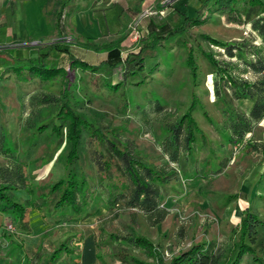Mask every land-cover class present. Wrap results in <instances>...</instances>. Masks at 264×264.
I'll return each instance as SVG.
<instances>
[{"label": "trees", "instance_id": "trees-1", "mask_svg": "<svg viewBox=\"0 0 264 264\" xmlns=\"http://www.w3.org/2000/svg\"><path fill=\"white\" fill-rule=\"evenodd\" d=\"M78 2H55L50 12L51 31L55 39L34 44L37 56L24 55L21 46L0 48V57L4 62L2 77L35 78L39 82L31 99L34 98L35 104L42 105V109L47 108L50 115L36 129L42 132L52 123L48 131L55 141V148H65L63 174L46 186L37 185L34 188L29 184L28 174L23 170L25 162L14 159L10 164L0 165V212L11 216L13 226L27 230L26 217L30 208L48 213L55 223H61L63 220L78 219L89 206L101 202L127 228L125 232L100 228V243L107 247L105 254L112 264H215L219 256L213 248L220 240L218 236L213 241L206 238L191 240L189 245L178 248L165 258L162 247L164 236L154 241L137 231L134 224L138 214L145 216L149 225L163 221L168 211L163 204L165 198L182 193L178 189V181L185 177L207 178L220 173L232 157L230 151L229 156L224 155L217 162L216 157L210 154L213 152L210 146L205 149L208 152L205 156L195 149L198 142L208 148L212 141L204 137L194 116L201 93L208 91L200 86L202 75L208 73L212 80V101L225 122L217 124L218 131L225 138L224 144L235 145L250 137L248 135L264 117L263 0H199L191 15L186 13L187 6L184 4L173 8H168V4H159L157 12L162 11L158 18L153 14H144L135 22L138 37L131 49L123 43L131 29L115 27L110 21L114 19L113 9L118 8L116 0L107 6H88L91 8L90 17L97 19L98 25L104 23L106 29L94 37L73 35L67 40L63 30L71 14L87 7ZM222 17L225 22L233 24L248 22L250 31L260 38L261 43L256 42L250 33L228 38L199 29L201 24ZM167 41L176 42L178 53L184 57L191 78L189 100L177 120L166 125L165 133L159 140V162L148 161L150 153L135 143L132 145L125 137L130 131L128 121L125 122L127 119L103 124L101 116H91L93 110L86 107L87 101L80 90L86 88L95 92L93 85L97 87L104 83L116 91L122 84L137 83L138 75L145 73L146 58L156 56L157 50L163 48ZM156 64L152 61L151 67L154 69ZM202 67L206 68V72ZM79 80L84 82L80 84L81 88ZM53 85L57 86L56 91L52 90ZM243 101L248 102L247 111L241 107L244 106ZM165 105L157 100L149 110L159 111ZM203 105L202 112L216 124V117ZM115 107L123 114H137L128 111L126 102H123L122 109L117 104ZM245 145L248 154H252V150H256V154L263 153L261 144L251 137ZM2 149L11 157L15 155L3 144ZM222 152L225 154L226 148ZM161 158H164L162 162ZM215 162L216 165L212 164ZM260 174H264V168ZM255 185L257 188V181ZM20 188L26 191L27 196L16 194ZM222 189L205 185L201 192L205 199L225 206L237 194L220 197ZM254 192L252 199L260 200L258 190ZM255 209L252 204L244 207L239 221L233 224L237 235L223 264H264V243L260 244L264 238L254 242L258 227L264 226V216ZM176 230L175 235L185 236V226L180 224ZM231 231L221 230L224 235H230ZM57 238L52 250L38 253L35 261L29 264H59L66 250L76 251L71 244L74 234ZM85 259L88 261V257Z\"/></svg>", "mask_w": 264, "mask_h": 264}, {"label": "rangeland", "instance_id": "rangeland-1", "mask_svg": "<svg viewBox=\"0 0 264 264\" xmlns=\"http://www.w3.org/2000/svg\"><path fill=\"white\" fill-rule=\"evenodd\" d=\"M56 1L15 0L16 5L12 8L10 3H13L14 0H0V48L21 46L24 55L32 58L37 56L34 44L55 39L51 31L50 12ZM112 1L80 0L78 4H84L87 7L71 14L70 21L63 30V33L67 34L66 39H70L73 35L81 38L94 37L101 30L106 29L104 23L98 25L97 19L90 17L91 8L88 6L92 7L93 5L95 8L107 6ZM116 2L118 8L113 9L115 15L114 19H110V21L115 24V27L131 29L129 36L123 42L128 49L133 47L134 40L138 37L134 27L135 22L144 14H153L158 18L162 11L161 9L157 12L159 4H168V8L184 4L183 6H187L186 13L191 15L193 8L200 3L199 0H116ZM199 29L228 38L250 33L256 42L261 43L260 38L250 31L248 22L241 25L233 24L225 22L222 17L217 21H207L201 24ZM12 53L14 54V52ZM180 55L177 43L167 41L163 48L157 50L156 56L146 58L145 73L138 75L137 83L122 84L116 91L103 82V85L99 84L97 87L93 85V89L96 88L95 92L92 89L90 92L86 88L80 90L81 96L87 101L86 107L93 110L91 116L94 118L101 116L100 120L103 124L118 123L121 119H127L125 122L128 121L130 131L125 137L132 145L135 143L136 146L145 148L150 153L148 161L159 162L157 158L158 155L160 156L161 150L159 140L165 133L166 125L177 120L189 100L191 78L184 57ZM152 61L157 62L154 69L151 67ZM202 68L206 72V68ZM3 71L4 62L0 57V165L10 164L14 159L25 162L23 170L28 174L29 184L34 188L37 185L46 186L49 182L62 176L65 148L63 146L59 150L55 148V141L48 131V127L52 123H49V126L42 132L36 129V126L49 118L50 115L47 108L42 109V105L35 104L34 98L31 99L32 92H35V87L39 84L37 79L22 80L16 76L4 78L1 75ZM78 83L80 88V84H84L82 80H79ZM200 86L208 91L201 93L202 97L194 110V116L203 130L204 137L208 141H212L208 144V148L201 146L202 143L198 142L195 149L203 156L208 153L205 149H209L210 146L214 152L213 154L210 150V154L212 153L211 156L216 157L217 162L224 155L229 156V151H232V157L225 170L220 173H214L207 178L185 177L181 182L178 181V189L180 192L184 191L185 197L183 201H174L168 205L167 202L163 203L167 208H170L169 216L163 221L156 225H149L145 216L138 214L134 226L138 228L137 231L146 234L154 241H158L164 236L162 247L165 258H169L178 248L186 247L191 240L206 238L213 241L214 237L221 234L220 228L228 226V229L232 230L230 235H221L220 240L215 242L213 248L219 256L215 264H223L229 253L232 240L237 235V228L233 224L238 222L241 216V209L236 208L234 204L243 205L242 199L247 197L246 194L250 193V189L253 187V192L258 190L257 194L261 195L262 202L260 204L264 207V174H260L264 168L262 165L264 161H261L264 156V117L258 121L252 133L248 135L261 144L263 153L260 151L255 157L253 155L256 154V150L251 151L253 155L245 151L246 140L250 137H246L244 141L236 143L232 147L229 144H224L225 138L218 131L217 124L223 125L225 122L212 101L214 96L210 74L202 75ZM52 87V90L56 91L57 86L53 85ZM157 100L167 105L162 110L152 109L150 111L152 103ZM123 102H126L129 112L137 114L130 116L118 112L115 105L117 104L122 109ZM242 103L244 106L241 107L247 111L248 102L243 101ZM203 104L218 120L216 124L210 122L202 112L205 107ZM41 112L42 114H40ZM2 144L5 148L15 152V155L11 157L4 152ZM225 148L227 152L224 154L222 151ZM163 160L164 158H161L160 162ZM212 164L216 165V162ZM256 181L257 188L256 185L254 186ZM205 185L224 188L220 190L222 192L220 197L236 193L238 199L235 201L236 203L231 202L228 207L223 208L224 205H222L217 207L216 211L212 210L213 206L204 201L205 198L201 192ZM16 194L27 196L26 191L21 188L16 190ZM190 200L191 205L189 206ZM119 206L121 205L119 204ZM196 216L198 217L197 221ZM12 220L9 214L0 213V264L10 261L11 264L33 263L38 253L52 250L55 239L58 236L64 237L68 233L74 234L71 244L76 248V251L68 252L69 250H66L65 257L63 256L59 264H112L105 254L108 251L107 247L100 243L102 237L100 228L102 226L108 230L122 232L127 229L121 225L120 219L112 216L107 205L101 202L89 206L78 219L63 220L61 223H55L48 213L30 208L27 212V230L15 225L9 228L8 225L13 223ZM204 220L210 221L207 224L203 223ZM180 224L186 228L184 237L175 235ZM260 238H264V226L258 227L254 242H259ZM262 243L264 241L260 244ZM85 257H88V261Z\"/></svg>", "mask_w": 264, "mask_h": 264}, {"label": "crops", "instance_id": "crops-1", "mask_svg": "<svg viewBox=\"0 0 264 264\" xmlns=\"http://www.w3.org/2000/svg\"><path fill=\"white\" fill-rule=\"evenodd\" d=\"M2 1H4V0H2ZM10 5L12 6V8H14L15 7V5H16V2H15V0H14V2L12 3H10ZM10 6V7H11ZM231 147H232V145H231ZM232 149V148H231ZM205 152V151H204ZM230 152V151H229ZM232 152V151H231ZM259 153V152H258ZM258 153L257 154H255V155H253V156H255V157H257V155H258ZM253 154V153H252ZM203 156H205V155H203ZM259 158V157H258ZM202 161V160H201ZM262 162L264 161V158L261 160ZM262 162H260V163H262ZM263 166H264V163L262 164ZM227 166V165H226ZM255 184V183H254ZM253 190H254V188L253 187H251V189H250V193H248V194H246L247 195V197H245L244 199H242V201H243V205H237V204H234L235 205V207L237 208V207H239L241 210H240V212H241V214H242V209L244 208V207H246L247 205H249V204H252L254 207H256V211L259 213V214H261V215H263L264 216V207H263V205L262 204H260L261 203V201L260 200H258V199H252V194H253ZM173 197H171V196H168L167 198H165V202H167V205L168 204H170V203H173L174 201H183V198L185 197V195H184V191L182 192V193H179V194H176V195H172ZM238 196V195H237ZM235 197L234 199H232L231 201H229V203L227 204V205H225L223 208H225V207H228L229 205H230V203L232 202V203H236L235 201L238 199V197ZM205 198V197H204ZM204 201L205 202H208V203H210V205L211 206H213V208H212V210H215V209H217V207H219L218 206V204H215L213 201H210V200H206V199H204ZM191 205V200L189 201V206ZM169 207V206H168ZM223 208H221V209H223ZM168 209V211H167V213H166V215H165V218L167 217V216H169V214H170V208H167ZM220 209V210H221ZM216 211V210H215ZM218 211V210H217ZM0 213H2V212H0ZM3 214V213H2ZM177 214V213H176ZM180 215V214H179ZM27 218V217H26ZM164 218V219H165ZM210 220H204L203 221V223H207L208 224V222H209ZM236 223V222H235ZM222 231H225V230H227L228 229V226H223V228L221 227L220 228ZM225 234V233H224ZM222 232H221V234L220 235H218V239H220L221 238V235H224ZM25 260V259H24ZM6 264H11V261L10 262H6Z\"/></svg>", "mask_w": 264, "mask_h": 264}, {"label": "built area", "instance_id": "built-area-1", "mask_svg": "<svg viewBox=\"0 0 264 264\" xmlns=\"http://www.w3.org/2000/svg\"><path fill=\"white\" fill-rule=\"evenodd\" d=\"M8 227L9 228H12L13 227V224L12 223H10L9 225H8ZM188 244V243H187ZM189 245V244H188Z\"/></svg>", "mask_w": 264, "mask_h": 264}]
</instances>
